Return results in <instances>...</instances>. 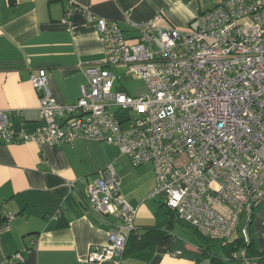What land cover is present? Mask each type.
<instances>
[{"label":"built area","instance_id":"1","mask_svg":"<svg viewBox=\"0 0 264 264\" xmlns=\"http://www.w3.org/2000/svg\"><path fill=\"white\" fill-rule=\"evenodd\" d=\"M85 13L105 44V57L85 67L77 103L59 105L47 71L35 70L41 127L16 131L10 112L0 111V144L87 139L115 145L133 165H154L149 197L162 196L169 209L214 240L226 243L238 233L250 242L254 212L264 205V0H220L188 29L164 26L158 13L132 23L136 34L130 36L118 21ZM113 67L143 79L144 90L133 95L120 89ZM125 110L133 114L119 120ZM120 186L110 165L87 188L94 214L118 218L110 242L91 247V262H124L138 207ZM241 256L243 264H262L245 249ZM2 264L27 259L18 251Z\"/></svg>","mask_w":264,"mask_h":264},{"label":"crops","instance_id":"2","mask_svg":"<svg viewBox=\"0 0 264 264\" xmlns=\"http://www.w3.org/2000/svg\"><path fill=\"white\" fill-rule=\"evenodd\" d=\"M218 1L0 0V111L10 112L16 131L40 129L39 96L31 82L38 69L47 71L59 105L77 103L87 82L85 67L105 57V44L85 12L118 21L130 36L136 34L132 23L158 13L165 16L164 26L188 29ZM123 155L115 145L87 139L57 146L0 144V264L18 251L27 264H117L114 259L89 260L91 247L110 242L112 224L118 219L94 214L87 188L112 164L120 176L118 156L122 160ZM142 167L151 168L150 177L132 180L127 172L121 178V193L138 207V227H159L170 236L157 240L151 255L142 249L126 256L123 264H210L202 244L173 222L161 207V198L148 197L155 172L150 164ZM251 225L255 249L262 252L264 205L256 208Z\"/></svg>","mask_w":264,"mask_h":264},{"label":"trees","instance_id":"3","mask_svg":"<svg viewBox=\"0 0 264 264\" xmlns=\"http://www.w3.org/2000/svg\"><path fill=\"white\" fill-rule=\"evenodd\" d=\"M118 114H120V112H118ZM118 114H117L118 119L122 120L119 118ZM128 159L130 158L128 157ZM130 162H131V159H130ZM147 164L152 165L154 168V172H155V167L152 163L147 162V163H144L138 166L141 167ZM155 181H156V174H155ZM120 191H121V186H120ZM158 197L160 196L149 197V198H158ZM161 200H162L161 207L164 209L166 213L172 216L173 222L175 221V217L177 216L178 220L181 221L182 224H184L187 227H190L193 230L194 234L199 239L198 241L202 244L200 247L202 248L204 256L210 259V264H243L244 263L243 257L241 256V250L243 249L246 250V255L249 258H252L253 260H258L259 262L264 264V251L260 252L255 249L252 238L250 239V242L248 243L244 241V238L240 236V234L234 236L232 240L226 243H223L222 240H214L210 238V236L205 235L198 226H195L181 219L173 210L169 209L166 206L163 198H161ZM251 224L252 222L250 223V226ZM143 230H145L144 233H143ZM169 236L170 234H168L167 232L165 233V231H162L161 228L159 227L157 228L154 226L138 227V225H136V229L132 232V234L130 235L127 241L125 252H124V260H125V257L128 256L129 254L137 253L138 251H141L142 249H148L147 254L151 255V253L153 252V249H152L153 244L157 240H160L161 238H166ZM36 242L37 241L34 239L32 244L35 245Z\"/></svg>","mask_w":264,"mask_h":264},{"label":"rangeland","instance_id":"4","mask_svg":"<svg viewBox=\"0 0 264 264\" xmlns=\"http://www.w3.org/2000/svg\"><path fill=\"white\" fill-rule=\"evenodd\" d=\"M204 1L206 2V0H204ZM112 69L117 74V77H118L117 86H120V87L123 86L124 89L131 94H134V92L137 88H140V87L145 85V81L143 79L134 78L131 74L126 73V69H124V68L113 67ZM132 114L133 113L131 110H125L123 112H120V114H118V115H119L120 119H123V118L128 117ZM123 157L124 158L122 160H120V157L118 156L119 164L117 166V170L119 171V174L121 176L120 178H122V180H124L126 178L125 175L127 172L130 175L129 179H132V180L139 179V180L146 181V179L148 177H150L151 168H143L142 166L141 167L140 166H138V167L134 166L130 162V159H127V157L124 155H123ZM112 166L116 167V165H114V164H112ZM160 198H163V197L160 196ZM175 220H176L175 223L179 228L187 230L191 237H194L197 240H199L197 238V236L194 234L193 230L190 227H187L184 224H182L181 221L178 220L177 216L175 217ZM237 234L238 233H236L235 235H237ZM250 234H251V231H250Z\"/></svg>","mask_w":264,"mask_h":264}]
</instances>
